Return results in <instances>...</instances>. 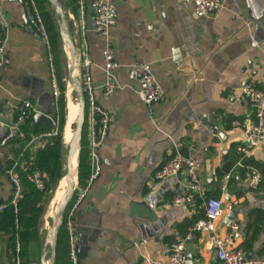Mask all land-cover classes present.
Returning <instances> with one entry per match:
<instances>
[{
	"label": "crops",
	"instance_id": "0c3cea01",
	"mask_svg": "<svg viewBox=\"0 0 264 264\" xmlns=\"http://www.w3.org/2000/svg\"><path fill=\"white\" fill-rule=\"evenodd\" d=\"M85 1L83 38L79 7L74 5L71 13L62 0L78 63L86 50L96 100L110 112L112 126L101 150L102 173L74 216L78 264H167L178 242L185 243L187 264H222L210 247V233L194 232L206 218L205 202L214 198H222L226 210L216 222L218 233L227 234L226 220L234 213L240 232L233 248L264 257V145L245 161L263 176L258 190L250 188L245 169L237 166V149L255 124L242 90L247 85L264 90V0H221L222 8L207 18L195 16L190 0H111L118 12L114 49L123 87L111 96L103 89L104 42L94 32V0ZM25 19V0H0L1 32L7 40L0 68V113L6 112L7 102H31V129L40 134L52 128L35 125L34 115L53 118L58 103L52 96L50 54ZM140 62L152 66L164 91V98L151 107L139 96L131 69ZM5 130L0 128V140ZM18 150L0 141V204L14 197L5 169ZM177 151L203 163L204 194L189 205L174 203L188 191L187 170L164 182L155 179ZM85 154L90 169L86 140ZM229 163L233 174L223 194L218 172ZM45 233L44 218L40 238ZM8 240L9 235H0L1 264H16Z\"/></svg>",
	"mask_w": 264,
	"mask_h": 264
},
{
	"label": "built area",
	"instance_id": "2783aa9c",
	"mask_svg": "<svg viewBox=\"0 0 264 264\" xmlns=\"http://www.w3.org/2000/svg\"><path fill=\"white\" fill-rule=\"evenodd\" d=\"M194 7V14L197 18H207L212 10L219 11L222 8L221 0H190ZM26 3V21L40 37L41 41L50 54V73L52 96L56 103L61 97V90L56 74V68L53 57V48L50 34L47 30L43 16L36 0H25ZM78 7L81 14V35L84 38L87 31L85 21L86 1L78 0ZM94 16V32L99 35L104 42L103 60L105 83L103 86L105 96H111L123 89L118 82L117 72L120 65L116 60L114 49V30L118 23V12L111 0H94L91 4ZM7 40L1 32L0 25V68L4 65V52ZM82 84L86 98L87 112L85 122V137L87 142L88 163L90 174L83 185H79L74 197L73 207L67 212V231L69 234L70 259L73 264H78V244L76 239L74 216L78 207L86 199L90 189L96 180L100 177L104 159L101 150L105 145L112 126L110 112L100 106L95 97V86L91 77L92 62L85 50L82 52ZM132 73L137 84V92L143 102L151 107L154 103L164 98V91L157 80V77L150 64L136 63L132 66ZM243 97L248 100L254 110L255 124L253 125L247 140L238 147L240 160L237 166L243 167L246 158L257 149L264 145V90L254 85H247L242 90ZM6 112L0 113V128H6L8 133L1 141V146L5 147L14 141L25 140L26 145L24 152L30 155V161L34 164L39 152L47 149L52 141L57 138L60 121L57 116L52 118V130L47 133L33 134L28 138L21 132V125L29 120L34 113V107L31 102H21L18 104L7 102L5 104ZM15 119V122L12 120ZM11 120V121H9ZM234 126L239 123L234 122ZM203 169L202 160L197 156H185L177 151L161 169L155 174V179L159 182L167 181L176 177L184 170L188 173V191L185 195L179 196L174 203L177 205H189L204 194L203 183L200 174ZM22 171L27 178L28 183L35 187L39 192L46 190V185L42 172L39 167L21 166L19 160H13L12 165L6 170V177L14 188V197L7 204H0V212L12 207L15 213L18 212V203L22 194V183L19 172ZM233 171L225 175L221 182V191L225 194L229 188ZM246 177L249 186L253 190H258L263 183L261 172L252 166H246ZM225 203L222 198L208 199L205 202L206 219L195 226L194 232L210 233L209 244L215 250L218 260L222 264H264V257L248 256L246 252L234 249L232 240L240 232L239 224L232 220L227 224V234L222 236L218 233L216 222L225 215ZM16 230H19V224L16 223ZM16 264H21V243L17 239L16 247ZM187 254L184 242H178L171 247L167 264H187ZM1 264V260H0ZM146 264H162L155 260H147Z\"/></svg>",
	"mask_w": 264,
	"mask_h": 264
},
{
	"label": "trees",
	"instance_id": "16d2710c",
	"mask_svg": "<svg viewBox=\"0 0 264 264\" xmlns=\"http://www.w3.org/2000/svg\"><path fill=\"white\" fill-rule=\"evenodd\" d=\"M41 14L43 16L44 22L46 24L47 30L50 34L51 44L53 48V57L56 68V74L58 77L61 97L57 104V111L55 116L59 118L60 126L58 131V136L52 141V144L47 147V149L39 152L37 155V160L33 164L30 161V155L28 152H24V147L26 145L25 140H16L11 143V146H17L18 152L14 160H19L21 166L40 168L44 182L46 185V190L44 192H39L28 183L26 175L20 171L19 177L22 183V194L18 203V212L15 213L12 207L7 208L4 212H0V235H9L8 249L11 251V257L16 263V253L15 247L17 239L21 243V261L22 264H39V250H40V233L41 226L47 212V208L50 201L55 194L59 182L64 177L62 170L64 167V132L67 122V74L66 72V61L62 51V45L60 41V36L58 32V22L53 16V13L49 10V6L45 0H36ZM68 8L71 13H73L74 5L78 6V0H67ZM32 116L29 120L25 121L21 125V132L28 138V136L33 134H39L37 131L31 129ZM52 130V129H51ZM50 130V131H51ZM48 131V132H50ZM47 133V132H46ZM41 134V133H40ZM85 130L83 139V154L80 168V183L83 182L90 174V169L86 166V154H85ZM12 165V163L10 164ZM5 169L9 168V166ZM246 166H249L246 162L243 168L246 171ZM233 169V163H229L225 166L222 171L218 172L219 179L229 174ZM73 202L69 206L67 212L72 208ZM67 219L68 215L66 213L63 227L59 234L58 249H57V264H73L70 259V244H69V234L67 231ZM206 219V218H205ZM16 223L19 224V230H16Z\"/></svg>",
	"mask_w": 264,
	"mask_h": 264
},
{
	"label": "water",
	"instance_id": "95a60500",
	"mask_svg": "<svg viewBox=\"0 0 264 264\" xmlns=\"http://www.w3.org/2000/svg\"><path fill=\"white\" fill-rule=\"evenodd\" d=\"M45 1L47 2L50 11L53 13V16L58 22V32L62 45V51L66 61L67 93L69 94L70 88H74L76 90L77 99L79 103L78 115L74 122V127H75L74 135L70 142L68 153L67 154L65 153V149L63 152L64 156L66 155L64 159V167H63V175L64 173H66L65 197L64 200L61 202L60 206L58 207V209L50 217L49 215H47V218L45 220L46 233L43 239L40 264H57V249H58L59 234L63 227L67 210L71 205V203L73 202L77 189L79 188L80 185V168H81V161L83 154V139H84L87 105H86L85 93L83 90V84H82L81 65H79L78 63V50L76 48L73 36L70 31L69 13L66 11L62 0H45ZM25 26H27L31 32H33L37 37H39L38 34L32 28L29 27L26 19H25ZM34 122L35 125H38L40 123H45L48 124L51 128L53 126L52 118L40 113L34 115ZM7 133L8 131H6L5 135H7ZM4 138H1L0 141H2ZM227 155L228 154L226 153L224 156L227 157ZM63 178L64 177H62V179L60 180L59 185L63 180ZM55 194L53 195L50 204L52 203ZM235 217L236 215L234 213H231L228 216L226 222L229 223L230 221L234 220ZM48 255H49V262H48Z\"/></svg>",
	"mask_w": 264,
	"mask_h": 264
},
{
	"label": "bare ground",
	"instance_id": "6f19581e",
	"mask_svg": "<svg viewBox=\"0 0 264 264\" xmlns=\"http://www.w3.org/2000/svg\"><path fill=\"white\" fill-rule=\"evenodd\" d=\"M75 92L76 90L74 88H70L69 100H68V105H67V122H66V127H65V132H64V143L68 146V148H69L70 142L74 135V131H75V129L73 130L74 122L77 118L78 111H79L78 99L75 100L74 98ZM68 148H67V153H68ZM65 175L59 187L57 188V191L52 200V203L50 204V208L48 212L49 217L58 209L61 202L64 200L65 189H66ZM48 262H49V258H48Z\"/></svg>",
	"mask_w": 264,
	"mask_h": 264
},
{
	"label": "rangeland",
	"instance_id": "374dc122",
	"mask_svg": "<svg viewBox=\"0 0 264 264\" xmlns=\"http://www.w3.org/2000/svg\"><path fill=\"white\" fill-rule=\"evenodd\" d=\"M49 10H50V8H49ZM66 74H67V70H66V72H65ZM67 78V77H66ZM66 82H67V80H66ZM66 97H67V105H68V98H69V94L67 93V95H66ZM74 98H75V100H77V94H76V92H75V95H74ZM75 129V127L73 128V130ZM67 148H68V146L65 144V153L67 154ZM65 157H66V155L64 156V159H65ZM62 174H63V170H62ZM64 175H65V173H64ZM50 205V204H49ZM48 210H49V206H48V208H47V212H46V214H45V220H46V218H47V215H48ZM43 239L44 238H41V243L40 244H42L43 245ZM48 258H49V255H48Z\"/></svg>",
	"mask_w": 264,
	"mask_h": 264
}]
</instances>
